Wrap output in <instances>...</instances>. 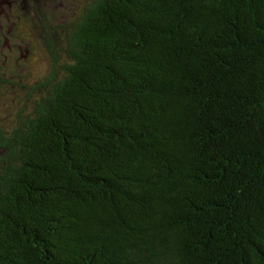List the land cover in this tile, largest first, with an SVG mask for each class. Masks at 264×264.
<instances>
[{
  "label": "trees",
  "instance_id": "16d2710c",
  "mask_svg": "<svg viewBox=\"0 0 264 264\" xmlns=\"http://www.w3.org/2000/svg\"><path fill=\"white\" fill-rule=\"evenodd\" d=\"M10 1L0 264H264V0Z\"/></svg>",
  "mask_w": 264,
  "mask_h": 264
},
{
  "label": "rangeland",
  "instance_id": "374dc122",
  "mask_svg": "<svg viewBox=\"0 0 264 264\" xmlns=\"http://www.w3.org/2000/svg\"><path fill=\"white\" fill-rule=\"evenodd\" d=\"M51 2H52V4H49L51 7H48V5H45L44 3L41 4L43 11L48 15L56 13L58 7L62 8V9L66 8L65 7L66 5H65V3H63V0H53ZM9 6H11L10 0H0V20H1V23L3 24V28H7L8 24L13 25L12 19L15 18L13 16L12 9H10ZM35 6L38 7L37 2L35 3ZM21 8H22V6H20L19 9H21ZM16 10H18V9H16ZM9 28H11V27H9ZM22 41L17 45V48L19 49V51H21L23 54H25L26 57L31 55L30 60H28L27 63L33 68L34 71H37V70L41 71L42 69H44L45 63H44V61L42 62L41 60L36 58L37 57L35 54L36 51L33 54H31V52L29 51V49L31 48V46L29 44H31V42L28 43V42H22ZM7 43L11 44L12 42L10 40H7ZM37 53L39 54L38 49H37Z\"/></svg>",
  "mask_w": 264,
  "mask_h": 264
}]
</instances>
